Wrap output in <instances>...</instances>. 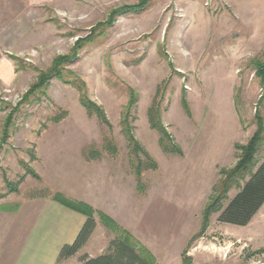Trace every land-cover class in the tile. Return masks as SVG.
<instances>
[{
  "label": "rangeland",
  "instance_id": "obj_1",
  "mask_svg": "<svg viewBox=\"0 0 264 264\" xmlns=\"http://www.w3.org/2000/svg\"><path fill=\"white\" fill-rule=\"evenodd\" d=\"M138 2L0 0V264L23 246L40 204L59 203L56 195L88 204L95 227L54 264H83L106 250L116 232L100 213L156 264H264V203L243 226L211 212L196 234L220 170L236 163L235 144L248 141L259 118L264 127L256 69L264 0H149L143 10L110 15ZM61 55L105 123L59 78L22 99ZM155 108L180 153L160 147L148 115ZM123 126L140 145V164ZM263 157L264 143L257 162Z\"/></svg>",
  "mask_w": 264,
  "mask_h": 264
},
{
  "label": "trees",
  "instance_id": "obj_2",
  "mask_svg": "<svg viewBox=\"0 0 264 264\" xmlns=\"http://www.w3.org/2000/svg\"><path fill=\"white\" fill-rule=\"evenodd\" d=\"M149 0H139L135 5H125L112 10L111 14L127 13L131 11L143 10L144 6ZM69 55H61L55 57L51 65L45 70L40 71L26 93L23 100H26L30 95L35 97L37 93H44L43 88L51 77L59 78L63 82L75 87L80 94V102L88 112H98V117L101 122L105 123V116L97 107L86 98L84 93V84L76 77H69V72L65 71L63 64L70 61ZM258 74L264 77V62L257 64ZM133 99L131 98L130 101ZM185 105V103H184ZM157 108V106H156ZM149 109L148 115L151 126L159 132L158 142L162 150L165 152L180 153L179 147L171 142L169 133L165 130L159 119V113ZM154 109V108H153ZM124 125V122H123ZM4 131L6 126H4ZM125 138L129 143L131 154L136 155L140 164L138 152L141 150L140 145L134 140L133 135L124 128ZM264 143V127L260 118L258 119L257 128L245 144H235L238 151V158L236 163L230 168H222L220 170V179L213 188L209 201L201 211V228L203 232L209 214L211 212L220 211L218 220L221 222L231 223L235 225H246L264 203V157L258 163L256 155ZM144 152V151H143ZM144 155L149 159L147 153ZM258 163V164H257ZM148 167H155V162L151 159L148 160ZM136 175L139 179L140 170L136 167ZM231 188H235L236 192L231 198H227V192ZM59 203L78 211L85 215L86 219L77 236L71 244L63 245L59 252V259L67 258L78 251V249L89 238L91 232L95 227L92 208L83 202H76L69 200L65 197L56 195L54 197ZM227 198V203L222 206V200ZM104 225L112 231L116 232V237L112 238L106 250L97 256H83V264H156L153 255L141 245H138L133 236L120 227L115 220L104 213H100Z\"/></svg>",
  "mask_w": 264,
  "mask_h": 264
},
{
  "label": "crops",
  "instance_id": "obj_3",
  "mask_svg": "<svg viewBox=\"0 0 264 264\" xmlns=\"http://www.w3.org/2000/svg\"><path fill=\"white\" fill-rule=\"evenodd\" d=\"M85 219L55 201H44L35 212L23 246L8 264H54L63 245L74 241Z\"/></svg>",
  "mask_w": 264,
  "mask_h": 264
}]
</instances>
